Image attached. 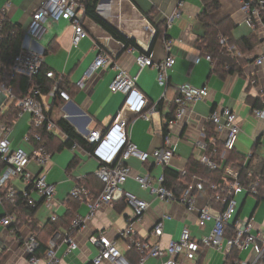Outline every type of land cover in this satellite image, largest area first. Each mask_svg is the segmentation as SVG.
I'll return each mask as SVG.
<instances>
[{
    "label": "crops",
    "instance_id": "crops-1",
    "mask_svg": "<svg viewBox=\"0 0 264 264\" xmlns=\"http://www.w3.org/2000/svg\"><path fill=\"white\" fill-rule=\"evenodd\" d=\"M44 1L10 0L11 8L7 11L9 24L15 26L24 35L32 12ZM5 2L6 0H0V9ZM206 2L209 5H217L207 13L206 19L210 23L216 25L227 20L231 25L230 39L232 41L247 39L242 46L243 50L238 51L240 73H229L225 68H218L214 63L207 62L203 58L205 52L201 49V45L206 35V28L201 15ZM176 10L178 17L173 18ZM96 14L123 37L133 41L134 45L124 47L122 43L85 16L83 11L82 24L87 37L82 39L76 47L71 43L73 29L65 20L59 22L49 20L37 38H29L25 35L22 37L26 47L42 56L43 71L52 72L60 80L62 79L60 88L70 95L67 103L59 98L44 99L49 105L48 111L54 124L59 119H64L83 138L89 131L105 128L114 120L121 109L123 96L119 93H111L108 89L117 73L113 65L98 69L90 78L77 86L96 56L103 53L119 69L130 76L137 77V87L140 92L150 105H156V111L150 122L126 113L121 116L126 123L130 141L142 152L151 153L161 148L160 131L173 110V100L180 84L188 83L195 88L208 89L205 100L190 108L184 127L180 126L174 131L173 140L176 142V148L169 169L175 172L186 169L191 180L200 178L198 174H192L191 163H198L203 153L198 143L205 138L206 130L212 127L208 123V116L215 108L227 107L237 115L240 133L233 150L238 156L244 158L242 163H245L251 153L254 154L252 149L257 140H259L257 150L261 148L264 144V125L255 118V123H249L243 117V109L247 106L248 113L252 116L253 109L248 98H258L263 108L256 109H264V63L260 66L254 64V60L264 48L260 38L245 24L238 0H183L178 9L174 0H99ZM170 18L171 21L168 23ZM165 41L170 43V54L175 60L174 66L168 72L166 89L158 86L154 69L146 67L140 70L136 64V58L139 55H145L154 63L162 62L167 56ZM196 58H201L198 64L195 63ZM248 79H255L256 85L250 86ZM7 109L3 108L0 111V136L3 135L4 129L9 127L8 138L11 148H22L27 153H31L33 145L23 141L28 130L30 115L25 113L20 118L16 117L11 125L7 126L1 120ZM53 136V139L47 142L49 149L47 150L51 154L47 165L41 169L30 162L26 169L33 175L45 174L47 182L54 185L55 214L62 218L66 213L64 203L75 184L80 182L93 193L100 190L102 184L95 176L97 163L87 156L86 149L58 150L65 141V136L58 129ZM237 144L247 148L250 146L248 153H239ZM257 150L255 156L245 163L246 168L249 167L248 165L253 166L264 161V156L257 153ZM127 164L134 174L142 177L149 175L157 180L164 174V168L156 166L152 160H149L147 164H141L131 159ZM4 168V164L0 162V175ZM8 184L19 193L29 187L20 177L14 178ZM121 188L124 192L149 204V209L141 222L132 223L131 227L136 238L143 239L151 245L159 244L165 247L169 241H178L185 227L188 228L193 239L207 236L213 227L212 222L201 225L195 215L188 216L185 208L179 203L172 202L164 206L158 204L148 191L141 190L131 178ZM4 192L5 190L2 189L0 196H3ZM194 197L198 207H202L207 202L205 193L195 192ZM32 198L38 204V209L31 221L35 222L38 228H42L49 221L51 210L47 209L36 195L32 194ZM235 199L237 210L234 219L243 221L254 218L252 222L254 232H261L264 235V200L258 202L245 193L238 194ZM7 212L3 203L0 204V220ZM87 213V205L80 203L75 216L84 217ZM163 214L167 215L168 219L163 221L162 236L153 237L149 233ZM9 216H12L15 221L13 228L17 233L13 234L10 228L0 224V264H28L22 240L27 239L31 232L26 224L19 228H17L18 225L15 227V224L20 220L28 223L29 218L15 212ZM130 216V210L121 203L102 208L82 230L74 235L77 248L71 252H67L66 246L61 242L65 234L64 230L57 232L51 238H46L44 231L38 235L46 243L55 242L59 264H91L97 255V248L89 243V238L101 233L105 234L107 239L116 242L118 249L130 264H137L138 253L131 249L127 240L120 238V233L126 228ZM222 245L225 246V241ZM254 258L253 250L238 253L240 264H249ZM179 259L183 264H225L227 260L225 255L209 248L202 250L192 261L182 257ZM144 264H160V261L149 258Z\"/></svg>",
    "mask_w": 264,
    "mask_h": 264
},
{
    "label": "built area",
    "instance_id": "built-area-1",
    "mask_svg": "<svg viewBox=\"0 0 264 264\" xmlns=\"http://www.w3.org/2000/svg\"><path fill=\"white\" fill-rule=\"evenodd\" d=\"M174 1L177 4V9L181 7L183 0ZM238 4L241 13L244 15L245 24L252 33L260 38L264 48V0H238ZM10 8V0H6L3 8L0 9V111L3 108L7 109L14 106L17 109V118L22 117L25 113L30 115L28 130L23 141L32 144L33 149L31 153H27L22 148L12 149L8 138L10 129L9 127L4 129L3 135L0 136V162L5 167L0 175V191L4 189L5 192L3 196H0V204L5 201L14 205L16 196L20 194L27 206L34 207L36 205V201L32 198V194H34L47 209L51 210L49 220L55 221L57 215L55 214L54 185L47 182L45 174L33 175L26 168L30 162H33L43 169L51 158L40 133L55 134L57 129L49 116V105L44 99L47 97L49 100L59 98L67 103L70 96L60 88V78H56L52 72L45 74V77L53 82L52 88L47 94L41 95L32 87L30 92L34 97L28 95L17 98L15 96L8 79L23 77L33 85V81L43 65V59L41 55L26 47L24 42H21L19 52L12 56L11 43L15 32L9 26L7 18V11ZM82 11L84 12V9L79 0H45L38 9L32 12L31 20L24 35L29 38H37L49 20L52 22L65 20L73 29L71 43L72 46L76 47L82 39L87 37L82 24ZM172 17H178L177 10ZM170 21L171 18L168 23ZM219 43L224 47L226 54L234 58L240 57L237 48L227 45L225 39H220ZM164 45L167 56L162 62L154 63L145 55H139L136 58V64L140 70L146 67L154 69L158 86L166 89L168 72L174 66L175 60L170 54V43L165 41ZM203 58L212 63L210 55L206 54ZM200 61L201 58H196L195 63L198 64ZM263 63L264 49L254 60L256 66ZM110 65H113L117 73L110 82L108 89L111 93H119L123 96L122 106L114 120L105 128L89 131L83 136L89 146V149L86 150L87 156L97 163L95 176L102 184V190L96 197H91L90 191L80 184H75L70 190L68 199L86 204L88 213L84 217L76 216L71 222L69 231L64 234L61 242L66 246L67 252L77 248L74 235L82 230L99 210L121 202L130 210L131 216L127 220L126 228L120 233V238L127 240L131 249L138 253L137 264H144L149 258L159 260L160 264H183L179 258L192 261L197 254L208 248L222 253L226 258L232 250L239 252L253 250L255 258L249 264H264V235L261 232H254L252 223L254 218L243 221L234 219L237 210L235 196L245 193V195L257 197L260 178L257 177L247 186H244L236 170L224 168L227 154L233 149L234 141L240 133L239 120L234 111L227 107H220L213 109L208 116V123L214 128L216 139L223 145V151L218 160L215 150L208 153V145L203 140L198 143L203 152L198 160L199 164L211 172H222L223 182H210L206 185L201 178H194L193 182L187 185L181 194L177 195L164 186L163 176L157 180L149 175L139 176L132 172L127 162L134 159L141 164H147L149 160H152L156 166L168 168L176 148V142L173 140L175 129L180 126L184 127L190 108L205 100L208 89L206 87L195 88L188 83L180 84L177 87V94L173 100V116L165 121L160 131L162 146L151 153H146L138 150L130 141L126 123L121 118L126 113L150 122L156 111V105H150L138 89L137 77L128 75L119 69L107 55L100 53L90 64L77 86L90 78L98 69ZM248 81L250 86H255L257 83L255 79H248ZM252 116L264 125V109L253 110ZM80 149L84 150L77 144L71 146L72 151ZM249 158L251 155L248 156L245 163L248 162ZM245 163H243V167H245ZM178 173L180 177L186 175L184 170ZM251 175L249 173L247 177L251 178ZM17 177L29 185L20 193L8 184ZM130 178L139 185L141 190L148 191L158 201V204L164 206L176 202L185 208V213L188 216L195 215L201 225L212 222L213 227L210 233L207 236L193 239L190 231L185 227L181 231L179 240L169 241L165 247H161L159 244L151 245L143 239L136 238L131 224L141 222L149 209V204L124 192L121 188ZM195 192L206 194L207 202L202 207H198L196 204ZM165 219L168 217L163 214L150 231L151 236L156 238L162 236ZM14 222L13 217L9 215H5L0 220V224L5 228H10L13 234L17 233L16 229L13 228ZM229 230H233L234 235L231 238H226ZM223 241H225V246L222 245ZM89 243L97 248V255L91 264H130L118 249L116 242L107 239L105 234L91 236ZM22 246L27 254L28 264L60 263L56 256V244L53 241L48 243L47 250L40 257L36 256L39 243L33 234L22 240Z\"/></svg>",
    "mask_w": 264,
    "mask_h": 264
},
{
    "label": "trees",
    "instance_id": "trees-1",
    "mask_svg": "<svg viewBox=\"0 0 264 264\" xmlns=\"http://www.w3.org/2000/svg\"><path fill=\"white\" fill-rule=\"evenodd\" d=\"M80 3L83 6L84 9V15L89 17L94 23H96L98 26H100L104 31H106L109 35H111L114 39L119 41L124 45V47L128 48L130 46H133L134 43L133 41H130L123 37L120 33H118L114 28H112L110 25L106 24L103 20H101L97 14H96V7L98 4L99 0H79ZM217 5H209L207 2L205 3V8L202 13V21L204 24V27L206 28V35L204 37L203 43L201 45V49L204 50L205 55L208 54L212 58V64L214 63L215 66L218 68L222 67L225 68L229 73H240V67L238 66V61L239 58H234L231 57L229 54H226L224 52V47L219 43L220 39H225L227 45H232L237 48V50L242 51L243 48L242 46L244 43L247 41V39L243 38L240 41L234 42L230 39V24L228 23L227 20L222 21L218 24H213L206 19V16L208 15L211 10H213ZM15 32V35L13 36L12 43H11V48H12V56H15L19 50H20V45L22 42V37L23 34L17 30L15 26L12 24L9 25ZM9 27V28H10ZM241 63V62H239ZM247 63V62H246ZM226 66V67H225ZM41 67L39 74L33 81L32 83H29L25 78L23 77H14L12 79H8L9 85L13 87L14 94L17 98H23L25 96L31 95L34 97V95L30 92L31 88L34 87L33 89L38 91L39 94L45 95L47 94L51 88L53 82L50 81L45 77V74L48 71H43ZM56 76V75H55ZM56 78H59L56 76ZM60 80V85H61ZM68 93V92H67ZM69 94V93H68ZM70 96V95H69ZM248 102L250 103L251 109L255 110L257 107L258 108H263V106L260 105V100L258 98H248ZM174 109L172 110L170 116L168 119H170L173 116ZM50 116V112H49ZM17 117V109L14 106H10L7 109V112L5 115L1 117V120L4 121V123L9 126L13 122V120ZM56 128L65 136V141L62 143V145L58 148V150H61L62 148H71L73 144H77L81 146L83 149L88 150L89 146L85 142V140L75 132V130L64 120V119H59L55 123ZM41 137L44 145L48 149L47 142L53 139V134H48L45 132H41ZM216 134L214 132V128H208L205 133V138L203 141L208 145V150L207 152L210 153L213 150H215L217 154V160L220 156V154L223 151V145L221 142H219L216 139ZM214 140V141H211ZM259 147V140L255 142V145L253 147V153H251V157L255 156V152L257 148ZM49 150V149H48ZM244 158L238 156L236 152L232 149L228 152L226 161L224 163V168H232L236 170L239 173L240 176V181L244 184V186H247L248 183H251L254 181L255 178L259 177L260 178V184L258 187L259 194L257 197H254L256 201L260 202L261 200H264V161L257 163L256 165H248L249 167H243L242 161ZM253 160V159H252ZM192 174H198L200 178L205 182L207 185L210 182L213 183H221L222 181V172H211L208 169L204 168L196 162L191 163V168ZM186 172V175L184 177H180V174L178 172H175L169 168L164 169V186L168 189L173 188V192L177 195L181 194L183 190L186 188L187 185H189L192 182L191 176L188 174V170L184 169ZM251 173V178H248L247 175ZM84 187H86L88 190L89 188L82 184L78 183ZM180 184V185H179ZM102 188L100 190H97V192L93 193L90 190L91 197H96L99 195L101 192ZM209 195V194H208ZM121 203V202H120ZM213 205H215L214 202H212ZM65 206H66V213L63 215L62 218H59L57 216V219L55 221L49 220L44 227L38 228L35 222L31 221L32 216L35 214L36 210L38 209V204H36L34 207L27 206L25 202L23 201L22 197L20 194L16 196L15 199V204L10 205L3 201V206L7 209L6 215H10L12 212H15L17 214H20L22 217H28L29 221H16V225L19 226L22 225H27L29 227L31 234H33L38 243H39V248L36 251V256L40 257L43 255V253L47 250L48 248V243L43 241L42 238L38 235L41 231H44L46 233V238H51L54 234H56L59 231L64 230L65 233L69 231L70 225L72 220L76 218V211H77V206L80 204L74 200L67 199L65 201ZM123 204V203H121ZM125 207V205L123 204ZM233 230H229L228 233L226 234L227 238L233 237ZM238 253L239 251L237 250H232L230 252V255L227 257L226 263L225 264H240V261H238Z\"/></svg>",
    "mask_w": 264,
    "mask_h": 264
},
{
    "label": "rangeland",
    "instance_id": "rangeland-1",
    "mask_svg": "<svg viewBox=\"0 0 264 264\" xmlns=\"http://www.w3.org/2000/svg\"><path fill=\"white\" fill-rule=\"evenodd\" d=\"M243 111H244L243 117H244L249 123H255V122H254V118L248 113V107H247V106H245V108L243 109ZM235 143H236V140L234 141V145H235ZM249 144H251V142H250ZM236 147H237V151H238L239 153H241V154H247L248 151H249V147H250V146H248V148H247L246 146H242V145H240V144H237ZM257 153H259V154H261V155L264 156V144L261 146L260 149L257 150Z\"/></svg>",
    "mask_w": 264,
    "mask_h": 264
}]
</instances>
